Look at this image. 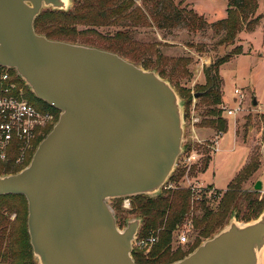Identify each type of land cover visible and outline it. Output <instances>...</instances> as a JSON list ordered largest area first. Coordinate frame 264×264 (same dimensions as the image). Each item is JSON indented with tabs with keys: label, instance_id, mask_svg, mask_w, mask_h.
Masks as SVG:
<instances>
[{
	"label": "water",
	"instance_id": "1",
	"mask_svg": "<svg viewBox=\"0 0 264 264\" xmlns=\"http://www.w3.org/2000/svg\"><path fill=\"white\" fill-rule=\"evenodd\" d=\"M72 6V0H0V66L15 70L36 99L60 112L30 164L0 176V197L26 199L37 264H136L142 219L120 229L109 202L161 195L183 152V104L154 70L36 32L43 11ZM254 189L262 192V183ZM171 264H264V210L247 223L232 215Z\"/></svg>",
	"mask_w": 264,
	"mask_h": 264
},
{
	"label": "rangeland",
	"instance_id": "2",
	"mask_svg": "<svg viewBox=\"0 0 264 264\" xmlns=\"http://www.w3.org/2000/svg\"><path fill=\"white\" fill-rule=\"evenodd\" d=\"M181 1H183L181 7L193 10L199 17L205 19L207 24L201 30L190 32L188 28L181 26L160 30L153 24L140 28L105 27L78 37L76 43L107 50L109 39L118 31L126 30L132 40L146 49L145 53H138L142 60L140 63H135L129 57L125 58L126 60L142 68L146 61L150 70L156 69L158 65L165 68L169 80L182 101L185 126L183 152L172 175L174 179L171 177L166 185L173 184L186 188L200 182L202 191L210 186L209 183H212L216 189H213L212 194L197 192L194 203L192 198L193 208L188 219H195L206 213L207 208L217 212L221 199L232 184L240 186L244 192L258 193L260 198L264 195V19L259 22L253 32H241L234 44H224L221 41L225 32L213 24L227 17V0H173L175 5ZM136 4L142 6V1L136 0ZM150 7L151 4L148 5L147 14ZM263 13L264 0L260 2L258 15ZM77 29L81 31L86 28L79 26ZM237 48L242 49V54L233 55L231 61L220 68L221 103L219 106H208L204 103V99H201L202 93L206 91L205 69L220 58L231 55ZM178 60H184L185 66ZM183 89L192 96L191 106L187 104L189 98L182 97ZM236 90H241L245 95L243 109L235 116H228L223 107L231 109L237 107L236 100L240 101V99H237ZM215 108L218 109L217 114L212 116L209 111ZM218 117H221L228 126L223 134L215 126ZM210 122H214V126L209 125ZM191 154H197L200 160L188 171L185 168L184 159ZM204 163H207V170L209 169L205 171L206 173L201 169ZM181 172H184V175L178 179V174ZM258 181L262 183V192L254 189ZM12 197L9 195V197L1 198L0 204L8 202L15 208L18 207L17 210L21 215L24 212V215L21 222L17 221L16 211L11 214L10 241L20 238L25 232V227L27 231L28 217L26 200ZM109 205L113 210L124 211L127 220L138 218L131 213L133 198H131L130 209L123 207V199L112 200ZM119 216L118 227L124 229V220L122 215ZM188 219L179 224L172 233V253L189 252L198 243L199 231L195 228L187 230L185 227ZM191 222L194 226V220ZM157 230L154 229L150 233H155L159 237ZM164 230L161 232L163 233ZM184 230L189 233L190 242L180 244V232ZM201 244L202 242L199 246ZM1 259L0 264H11L9 260Z\"/></svg>",
	"mask_w": 264,
	"mask_h": 264
},
{
	"label": "trees",
	"instance_id": "3",
	"mask_svg": "<svg viewBox=\"0 0 264 264\" xmlns=\"http://www.w3.org/2000/svg\"><path fill=\"white\" fill-rule=\"evenodd\" d=\"M142 6L136 4V0H72V9L68 12L45 10L35 21L36 32L44 35L51 40H59L70 43H76L78 37L88 33H94L98 28L122 27L140 28L142 26L154 25L160 30L166 28L186 27L190 32H196L207 24L203 17H199L193 10H186L181 7L183 1L175 5L173 0H141ZM262 0H227V17L213 25L219 27L225 32L221 43L234 44L238 35L243 32H253L259 22L264 19V13L258 15L260 2ZM151 4L147 14L148 5ZM183 25V26H182ZM84 27V30H78L77 27ZM231 55H226L214 64L205 69L206 91L202 93L201 99L208 106H219L221 103V77L220 68L230 62L233 55L242 54V49L237 48ZM107 51L116 53L123 58H131L135 63H140L141 56L138 53H145L146 49L136 41L130 38L126 30L118 31L109 39ZM185 66L184 60H178ZM143 68L150 70L146 61ZM156 71L161 78L167 79L168 74L164 67L157 66ZM186 72V71H185ZM170 81V80H169ZM171 82V81H170ZM182 97L189 98L187 104L191 106L192 96L185 89L182 90ZM41 106L36 105L29 98L28 101L41 112L52 113L55 117V123L59 119L60 112L48 104L36 99ZM218 109H211L209 113L212 116L217 114ZM216 128L225 133L228 129L227 123L221 117L215 121ZM214 126V122H210ZM53 126L44 129V134L39 136L36 141L38 144L48 135ZM17 159L14 155L7 165L4 174L18 173L29 164L31 158L24 160L20 166L12 167ZM208 168L204 163L201 169L205 172ZM200 169V170H201ZM180 179L184 172L178 174ZM174 179V176L172 177ZM209 186L207 191L213 190ZM216 190V189H214ZM205 196V194H203ZM13 196V195H12ZM9 197L2 196L1 198ZM12 198L25 199L23 196H13ZM204 198V197H203ZM26 200V199H25ZM2 200H0L1 202ZM119 201V200H116ZM27 202V201H26ZM192 193L190 189H172L164 190L156 198L146 196L133 197V206L131 213L142 219V228L139 237H146L154 229L160 235L159 242L155 247L145 255L142 252L134 251L133 258L136 264H171L180 261L191 254L203 240H207L218 233L228 224L232 215H236L239 222L247 223L256 219L264 210V195L262 198L258 193L244 192L238 185H230L220 201L219 209L213 212L206 209L201 217L191 218L194 220L195 230L199 231L198 243L189 252L172 253V233L177 226L188 219L192 210ZM18 207L3 202L0 204V259L9 260L11 264H37L34 259L28 230L23 232L22 236L16 240L10 241V216L13 212L17 213V221L23 222V214L17 210ZM19 209V208H18ZM115 210V209H114ZM117 219L122 215L126 225L127 217L124 211L115 210ZM119 216V217H118ZM193 225V223H192ZM23 227V226H22ZM163 233L161 230H163ZM24 230V229H23ZM161 232V233H160ZM9 243V244H8ZM8 244V245H7Z\"/></svg>",
	"mask_w": 264,
	"mask_h": 264
},
{
	"label": "built area",
	"instance_id": "4",
	"mask_svg": "<svg viewBox=\"0 0 264 264\" xmlns=\"http://www.w3.org/2000/svg\"><path fill=\"white\" fill-rule=\"evenodd\" d=\"M26 90H28L27 86L20 79L15 70L0 66V176L4 174L3 171L6 170L7 165L14 155H17V159L13 162L14 164L12 167L22 165L28 151L32 149L34 142L39 136L44 134V129L48 126L55 125L54 115L49 112L37 110V108L28 101L25 95ZM235 94L237 99H240V101L236 100L237 107L232 109L223 107L224 112H226L228 116H235L241 113L243 109L244 93L241 90H236ZM199 160L200 158L197 154H191L185 157V168L190 171ZM186 188L190 189L194 203V196L197 192L201 193L202 191L200 182H196L195 185H190ZM186 188H182L179 185L174 186L173 184H167L162 189L172 190ZM202 192L207 194L211 192L212 194L214 190L207 191L206 188ZM123 200V207L125 209H130L131 198H125ZM191 221V219H188L186 222L185 227L187 230L193 228ZM187 230L180 232V244H187L190 242V235ZM158 242L159 237L155 233H150L146 237L137 236L133 242V251L149 253Z\"/></svg>",
	"mask_w": 264,
	"mask_h": 264
},
{
	"label": "flooded vegetation",
	"instance_id": "5",
	"mask_svg": "<svg viewBox=\"0 0 264 264\" xmlns=\"http://www.w3.org/2000/svg\"><path fill=\"white\" fill-rule=\"evenodd\" d=\"M27 89H28V88H27ZM25 95H26L27 98H29L30 100H32L36 105L41 106V104H40L39 102H37V101L32 97V96H34V95L29 91V89L26 90ZM34 97H35V96H34ZM38 145H39V144H38V141H35L34 144H33V146H32V149L28 151L27 156H26L25 159H27V158H31V157H32V155H33V153L35 152V150H36V148H37Z\"/></svg>",
	"mask_w": 264,
	"mask_h": 264
},
{
	"label": "crops",
	"instance_id": "6",
	"mask_svg": "<svg viewBox=\"0 0 264 264\" xmlns=\"http://www.w3.org/2000/svg\"><path fill=\"white\" fill-rule=\"evenodd\" d=\"M192 8H193V7H192ZM197 14H198V13H197ZM208 170H209V169H208ZM208 170H207V171H208ZM207 171H206V172H207ZM206 172H205V173H206ZM205 173L202 175V178L204 177ZM200 180H202V179H200ZM207 185H208V184H207ZM209 185H210V186H214L212 183H209ZM214 187H215V186H214Z\"/></svg>",
	"mask_w": 264,
	"mask_h": 264
}]
</instances>
